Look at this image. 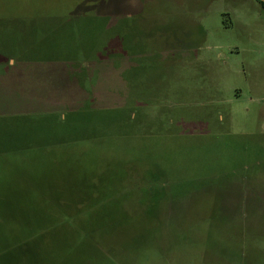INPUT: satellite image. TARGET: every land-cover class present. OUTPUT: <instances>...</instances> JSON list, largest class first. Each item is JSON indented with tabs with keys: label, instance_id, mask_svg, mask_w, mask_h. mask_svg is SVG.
<instances>
[{
	"label": "rangeland",
	"instance_id": "rangeland-1",
	"mask_svg": "<svg viewBox=\"0 0 264 264\" xmlns=\"http://www.w3.org/2000/svg\"><path fill=\"white\" fill-rule=\"evenodd\" d=\"M0 54V264H264V0H0Z\"/></svg>",
	"mask_w": 264,
	"mask_h": 264
},
{
	"label": "trees",
	"instance_id": "trees-1",
	"mask_svg": "<svg viewBox=\"0 0 264 264\" xmlns=\"http://www.w3.org/2000/svg\"><path fill=\"white\" fill-rule=\"evenodd\" d=\"M78 13V12H77ZM110 13V12H109ZM76 13H74V14H69V17H71V19L70 20H73V19H75V20H78L79 18L78 17H81V16H79V15H75ZM103 14V13H102ZM106 14H108V13H106ZM106 14H103V15H101V13L100 14H98V17H100V20L101 21H104V22H106L105 21V18H107L105 15ZM73 18V19H72ZM23 20V19H22ZM104 24H106V23H104ZM116 28H118V27H116ZM118 36H119V38H118V41H121L122 42V44L123 43H125L126 42V39H127V37L129 36V33H127L126 31H125V28L124 27H119L118 28ZM105 48H103V51H109L110 50V47L109 48H107V49H105ZM5 52H3V54H4ZM3 54H0V55H3ZM7 53H5V55H6ZM90 53H88V55L86 56V58L87 59H90ZM66 56V55H65ZM76 54H69V55H67L66 57H63V58H65V59H67L68 61H72V63H73V65L75 66V68H77L76 67V63L74 62L75 60H76ZM7 58V57H6ZM104 58H106V57H104ZM7 62V61H6ZM24 207L25 208H29V206H28V204H26V205H24ZM29 210H31V208L29 209ZM29 210L27 211V210H25V214H26V212L28 213L29 212ZM83 211L82 210H79V211H77V214H75L74 216L75 217H77L78 215H80L81 213H82ZM0 220H2L3 221V215H2V213H0ZM27 241V239H22L20 242L24 245V243ZM15 245V244H14ZM14 245H11L9 248H6L5 250H0V256L2 255V254H6V253H11V252H13L14 250H15V248H13L14 247Z\"/></svg>",
	"mask_w": 264,
	"mask_h": 264
},
{
	"label": "crops",
	"instance_id": "crops-1",
	"mask_svg": "<svg viewBox=\"0 0 264 264\" xmlns=\"http://www.w3.org/2000/svg\"><path fill=\"white\" fill-rule=\"evenodd\" d=\"M6 57L4 56V55H0V95H5L6 94V92H5V90H4V88H5V85H6V83L7 82H5L6 80H5V78H3L4 77V75H5V73L4 72H6L5 70H11V73H13L14 71H13V67H14V65H13V63H12V60L9 62V64L7 65L6 64ZM3 76V77H2ZM6 76V75H5ZM14 89L15 87H11V89ZM10 89V88H9ZM12 93H14V91L12 90L11 91V93L10 94H12ZM9 94V95H10ZM0 98H1V96H0ZM4 98V97H3ZM3 98H1L2 100V102H3Z\"/></svg>",
	"mask_w": 264,
	"mask_h": 264
}]
</instances>
